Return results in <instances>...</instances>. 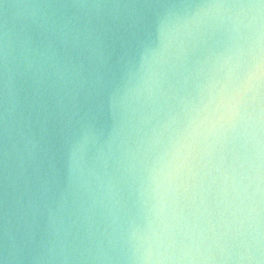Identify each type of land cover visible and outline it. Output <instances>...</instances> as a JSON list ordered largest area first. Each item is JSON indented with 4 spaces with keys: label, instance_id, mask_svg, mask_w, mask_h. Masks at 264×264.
Masks as SVG:
<instances>
[{
    "label": "clouds",
    "instance_id": "9594fccd",
    "mask_svg": "<svg viewBox=\"0 0 264 264\" xmlns=\"http://www.w3.org/2000/svg\"><path fill=\"white\" fill-rule=\"evenodd\" d=\"M0 264H264V0H0Z\"/></svg>",
    "mask_w": 264,
    "mask_h": 264
}]
</instances>
